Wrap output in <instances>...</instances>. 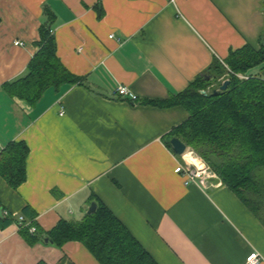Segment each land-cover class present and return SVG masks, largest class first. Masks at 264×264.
I'll list each match as a JSON object with an SVG mask.
<instances>
[{"label":"crops","instance_id":"1","mask_svg":"<svg viewBox=\"0 0 264 264\" xmlns=\"http://www.w3.org/2000/svg\"><path fill=\"white\" fill-rule=\"evenodd\" d=\"M45 9L58 58L83 84L48 88L29 104L5 84L37 51ZM263 31L264 0H0V149L29 148L22 184L0 175L12 216L0 225V264H100L79 241H29L15 218L27 206V222L47 232L81 220L96 199L157 264H244L252 251L264 264V224L242 201L216 177L185 185L174 171L182 156L166 141L186 109L151 103L231 50H258ZM249 73L264 80V65ZM121 85L128 95L116 93Z\"/></svg>","mask_w":264,"mask_h":264},{"label":"trees","instance_id":"2","mask_svg":"<svg viewBox=\"0 0 264 264\" xmlns=\"http://www.w3.org/2000/svg\"><path fill=\"white\" fill-rule=\"evenodd\" d=\"M45 15L47 22L39 27L37 51L24 72L5 84L11 96L29 104L35 103L48 88L58 90L83 84L82 78L72 74L58 58L50 30L52 14L45 9ZM101 15L99 10L98 17ZM223 62L234 73L229 74L225 90L214 92L226 72L223 64L214 60L204 74L182 91L151 103L181 105L186 109L188 117L168 133L166 145L170 147L169 138L173 136L182 140L264 224V80L249 73L250 69L264 65V31L258 50L245 45L231 50ZM235 73L247 78H239ZM28 153L24 141H10L0 149V175L14 189L26 179ZM95 203L91 214L79 221L59 220L47 232L25 218L27 224L20 227V232L29 241L47 238L57 247L79 241L100 264H157L106 205L98 199ZM26 214L32 217L34 213L26 206L22 215ZM11 221L8 212L0 217L1 226ZM31 225L35 232L29 231Z\"/></svg>","mask_w":264,"mask_h":264},{"label":"built area","instance_id":"3","mask_svg":"<svg viewBox=\"0 0 264 264\" xmlns=\"http://www.w3.org/2000/svg\"><path fill=\"white\" fill-rule=\"evenodd\" d=\"M15 45H21L22 42L15 41ZM242 78H247V76H242ZM117 94L125 96L129 94V90L126 86H118L115 90ZM137 97L136 95H131V99L135 100ZM64 111L61 109L59 114L62 115ZM190 154V158H186L183 154L182 156V162L178 163L175 167L174 171L178 174H181L184 177V184L189 185L192 183L198 184L203 186L208 179L216 177V174L213 172V170L194 152L187 151ZM6 211H2V215H6ZM16 223L19 227H22L23 225L27 224L25 222V217L22 214L16 215ZM36 228L35 226H29L30 232H35ZM261 260L260 255L258 252L252 251L250 252L244 261V264H259Z\"/></svg>","mask_w":264,"mask_h":264},{"label":"water","instance_id":"4","mask_svg":"<svg viewBox=\"0 0 264 264\" xmlns=\"http://www.w3.org/2000/svg\"><path fill=\"white\" fill-rule=\"evenodd\" d=\"M206 78L209 80H212V77H206ZM228 84H229V81L224 80L222 84L219 86V88L214 90V92L225 90ZM202 92L205 93L204 90H202ZM169 144H170L171 149L178 155H183L185 152L188 151V146L178 137H175V136L171 137L169 140ZM95 209H96V203L93 201L90 203L86 213L91 214L92 212L95 211ZM2 211L3 209L0 208V216H2ZM45 241H47V239Z\"/></svg>","mask_w":264,"mask_h":264},{"label":"rangeland","instance_id":"5","mask_svg":"<svg viewBox=\"0 0 264 264\" xmlns=\"http://www.w3.org/2000/svg\"><path fill=\"white\" fill-rule=\"evenodd\" d=\"M222 64H223V66H224V68H225V70H226V72L220 77V82H221V84H222V82L224 81V80H228V78H229V74L230 73H233L232 71H230V69L227 67V65L224 63V62H222ZM234 74V73H233ZM235 76H237V77H239V78H242V74H240V73H235ZM218 86V85H217ZM219 88V87H218ZM207 89H208V91H210L211 89H212V87L211 86H209V87H207ZM202 159V158H201ZM203 160V159H202ZM204 161V160H203ZM216 178H217V176H216Z\"/></svg>","mask_w":264,"mask_h":264},{"label":"bare ground","instance_id":"6","mask_svg":"<svg viewBox=\"0 0 264 264\" xmlns=\"http://www.w3.org/2000/svg\"><path fill=\"white\" fill-rule=\"evenodd\" d=\"M186 156H188V159L190 158V154L188 152H185Z\"/></svg>","mask_w":264,"mask_h":264}]
</instances>
